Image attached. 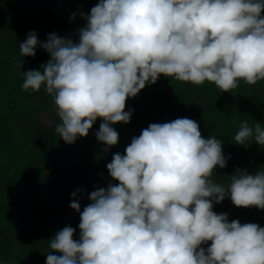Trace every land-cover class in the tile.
<instances>
[{
  "label": "clouds",
  "instance_id": "1",
  "mask_svg": "<svg viewBox=\"0 0 264 264\" xmlns=\"http://www.w3.org/2000/svg\"><path fill=\"white\" fill-rule=\"evenodd\" d=\"M262 13L264 0H100L78 43L30 32L19 44L21 57H35L38 46L51 56L42 70L23 72L22 88L54 97L55 131L68 144L101 118L95 135L107 152L119 142L112 125L131 122L127 99L161 75L223 92L264 81ZM250 138L264 146V127L242 121L234 142ZM222 144L189 118L150 124L107 165L119 184L92 191L82 212L73 199L80 239L70 225L57 232L46 264H264V228L213 211L229 196L264 209V170L237 169L228 186L216 183L214 170L227 166Z\"/></svg>",
  "mask_w": 264,
  "mask_h": 264
},
{
  "label": "trees",
  "instance_id": "2",
  "mask_svg": "<svg viewBox=\"0 0 264 264\" xmlns=\"http://www.w3.org/2000/svg\"><path fill=\"white\" fill-rule=\"evenodd\" d=\"M99 2L75 0L70 10L68 0H0V264H46L49 240L57 232L70 225L76 229L73 238L80 239L81 217L70 206L73 199L82 212L91 203L92 191L119 184L107 165L114 154L126 153L117 145L104 151L95 135L102 123L99 118L87 137L68 144L55 131L60 120L54 97L43 87L39 92L22 88L23 72L42 70L51 56L38 46L35 57H21L19 44L30 32L37 33L41 42L55 33L78 43V30L87 25L84 17ZM130 110V123L114 125L132 137L150 124L189 118L199 124L204 138L221 139L227 166L214 170L216 183L228 186L237 169L252 175L264 170V146L252 138L247 146L234 142L242 121L264 127V81L255 85L238 81L232 92H223L211 82L197 86L161 75L127 99L125 111ZM47 111L52 115L49 122L43 121ZM213 211L227 213L229 222L264 228V209L237 207L230 196L214 204ZM210 245L208 241L202 247Z\"/></svg>",
  "mask_w": 264,
  "mask_h": 264
},
{
  "label": "rangeland",
  "instance_id": "3",
  "mask_svg": "<svg viewBox=\"0 0 264 264\" xmlns=\"http://www.w3.org/2000/svg\"><path fill=\"white\" fill-rule=\"evenodd\" d=\"M74 5H75V0H68V6H69L70 10H72V9L74 10V8H73ZM54 110H56L55 113L57 115V111H58L57 108L54 109ZM49 113H50L49 111L45 112V114L43 115V121H45V122L51 121L52 115L49 114ZM99 120H101L103 122V120L101 118H99ZM120 124L123 126V123H120ZM112 127L115 130H117V132L119 133V142L117 144V148L122 149L123 153H126L125 149H126L127 146H129L131 144L133 137L131 136L130 133L121 130V128L117 129L116 128L117 126H115V125H112Z\"/></svg>",
  "mask_w": 264,
  "mask_h": 264
}]
</instances>
